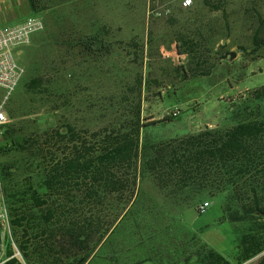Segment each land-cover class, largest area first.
Masks as SVG:
<instances>
[{"label": "rangeland", "instance_id": "obj_1", "mask_svg": "<svg viewBox=\"0 0 264 264\" xmlns=\"http://www.w3.org/2000/svg\"><path fill=\"white\" fill-rule=\"evenodd\" d=\"M38 3L40 11L32 12L28 0L0 2V27L31 16L43 23L14 53L24 74L3 104V125L13 126L19 135L62 125L88 134L121 130L132 126L138 109L140 123L148 124L141 128L143 141L152 144L205 127L232 126L240 119L232 112L242 111L252 92L264 87V49L253 50L252 44L254 30L264 24V0H192L189 7L182 0ZM93 36L101 44L90 50L79 45ZM188 38L196 41V57L201 53L199 68L209 74L183 80L180 70L195 62L177 52ZM94 84L102 87H90ZM4 94L0 90V102ZM250 107L264 116V100ZM172 112L177 116L163 121ZM22 177L16 172L13 184L23 186ZM2 185L0 180V189ZM138 193L125 216L134 200L126 203L127 195L109 197L99 207L102 227L121 218L84 264H197L203 246L236 264L245 235L264 248V218L229 220L235 209L231 203L230 210L223 209L227 194L203 199L210 205L197 213L200 203L191 200L195 195H172L150 178L140 182ZM260 203L264 205V193ZM9 232L1 258L15 246L21 256L13 264H27L20 233L11 224ZM262 256L264 251L242 264H256Z\"/></svg>", "mask_w": 264, "mask_h": 264}, {"label": "trees", "instance_id": "obj_2", "mask_svg": "<svg viewBox=\"0 0 264 264\" xmlns=\"http://www.w3.org/2000/svg\"><path fill=\"white\" fill-rule=\"evenodd\" d=\"M38 1L28 0L33 12L40 11ZM262 25L254 30L253 50L264 49ZM96 44H101L96 36L79 42L88 50ZM183 44L178 54H186L188 61L195 62L189 70H180L182 79L208 75V69L199 68L202 61L200 52L196 57V41L183 39ZM261 100L264 87L255 89L249 98L251 104ZM250 103L242 111L237 108L232 112L240 119L228 128L205 127L152 144L143 141L141 128L148 124L140 123L138 109L130 128L90 134L62 125L19 135L13 126L0 125L1 195L11 226L20 233L23 259L27 264H84L121 218L115 217L102 227L99 207L109 197L120 200L127 195L126 203L134 200L125 216L145 178L172 195L185 193L188 199L195 195L191 200L196 205L205 198L227 194L223 209L230 210L229 203L234 206V215L229 218L233 222L264 218L260 203L264 179L259 181V175L264 178V116L253 111ZM176 116L169 115L163 121ZM16 172L23 174V186L13 184ZM248 238L240 239L242 248L236 264L264 251ZM13 251L8 249L6 256L12 257ZM198 258L197 264H232L204 246ZM14 262L13 257L5 264ZM256 264H264V256Z\"/></svg>", "mask_w": 264, "mask_h": 264}, {"label": "built area", "instance_id": "obj_3", "mask_svg": "<svg viewBox=\"0 0 264 264\" xmlns=\"http://www.w3.org/2000/svg\"><path fill=\"white\" fill-rule=\"evenodd\" d=\"M191 4L192 0H182L183 7H189ZM166 14L168 15L169 12L165 11ZM42 29L41 19L35 16L28 17L17 25L0 27V90L5 93L0 102V125L6 122V114L3 110L4 101L18 85L24 74V69L17 63L14 53L29 42L31 34ZM176 114L177 112L171 113L173 116ZM209 205V202H203L197 206L196 210L198 213H203ZM9 231L10 217L0 191V264H5L15 256H21L19 250L13 246L14 255L10 258H1L2 242L10 235Z\"/></svg>", "mask_w": 264, "mask_h": 264}, {"label": "crops", "instance_id": "obj_4", "mask_svg": "<svg viewBox=\"0 0 264 264\" xmlns=\"http://www.w3.org/2000/svg\"><path fill=\"white\" fill-rule=\"evenodd\" d=\"M3 1H5V0H0V2H3ZM29 9H30V7H29ZM31 10V9H30ZM32 11V10H31ZM33 12V11H32ZM22 21H20L19 23H21ZM19 23H17V24H19ZM16 25V24H15ZM90 87H102V86H99L98 84H94V85H91Z\"/></svg>", "mask_w": 264, "mask_h": 264}, {"label": "water", "instance_id": "obj_5", "mask_svg": "<svg viewBox=\"0 0 264 264\" xmlns=\"http://www.w3.org/2000/svg\"><path fill=\"white\" fill-rule=\"evenodd\" d=\"M225 56H223V58H224ZM228 57H229V59H232L233 57H234V53H228Z\"/></svg>", "mask_w": 264, "mask_h": 264}]
</instances>
